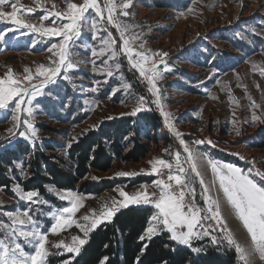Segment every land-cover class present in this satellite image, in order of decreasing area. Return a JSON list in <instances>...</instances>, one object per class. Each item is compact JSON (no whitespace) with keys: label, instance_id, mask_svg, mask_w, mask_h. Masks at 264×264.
<instances>
[{"label":"rangeland","instance_id":"374dc122","mask_svg":"<svg viewBox=\"0 0 264 264\" xmlns=\"http://www.w3.org/2000/svg\"><path fill=\"white\" fill-rule=\"evenodd\" d=\"M102 1L103 18L96 14L95 9L84 13V22H88L89 26L80 30V36L84 37L83 30L89 29L90 48L81 38L76 39L75 44H70L69 59L74 62V67L61 70V73L68 77L67 81L60 73L55 77V83L48 82L43 92L46 93L45 89L49 87L50 97H45L44 94L36 96L39 98L38 102H35L38 99L36 97L32 100L34 107L32 116H28L24 110L27 105H22L20 113L12 111L10 114L17 115L18 120L10 118L3 127L0 119V148L14 147L19 141L29 143L32 147L50 145L54 149L45 150L47 155L54 157V161H57V158L66 161L65 169L73 174L76 165L67 158L66 153L80 136L112 120L136 117L153 111L158 116L157 122L150 127L143 126L142 135L138 137L140 144L148 147V153L138 162L125 161L124 156L135 150L136 143L132 140L122 155L115 157L113 168L108 173L96 176L97 179L103 178L120 183L117 187L96 196L72 191L82 197V206L73 216L75 223L58 233L49 231L55 221L48 213L70 206L67 200L59 198L63 190L48 188L49 196L56 201L50 202L51 200L45 198L42 200L45 203L40 208L35 206L40 204H32L19 198L15 189L21 187L15 176H11L15 182L11 189L13 196H9L0 188V238H9L8 228L3 227L11 225L12 218L8 214L15 216L28 210L29 215L39 221V230L48 233L45 244L48 255L45 264H51L50 260L54 257L64 259L72 254L77 257L85 244L80 246L78 255L67 252L64 247L57 248L54 245L63 241L71 246L73 237L85 239L87 242L89 235L101 224L111 221L116 213L131 206H144L142 203L132 202L126 207L118 204V210L110 219L100 223L85 236L76 224L89 223L90 221H84L83 217L89 215L90 219L95 218L92 215L93 210L98 215L103 212L105 206H112L113 201L122 202L124 198L120 196V191L130 196L141 191L159 195L160 188L156 186L155 181L161 179L162 175H168L169 169L160 167L159 175L152 174V162L160 159L171 163L173 165L171 171L175 174L176 153L179 152L180 164L187 171V182L194 186L195 191H202L206 197L211 195L219 200L227 229L242 247L251 251L253 245L250 235L227 204L219 188L218 178L208 161L230 164L225 162L230 158L240 162L241 167L233 166L241 169L257 184L264 185V179L257 174L264 173V148L252 146L260 143L264 136V74H262L264 0H111L115 5L112 13L114 19L128 26L123 39L129 40L134 51L150 58L145 67H150L152 63L158 67L160 78L155 81L156 88L159 89L158 94H154L149 80L131 66L123 52L120 31L107 22L106 5L109 0ZM124 2H130L131 6L127 9L122 8L121 4ZM61 3L65 5L61 10L64 12L67 10V3L64 0H61ZM156 3L170 6L158 7ZM80 4L83 3L77 5ZM124 11L129 15L123 16L121 13ZM140 19L143 20L142 24ZM134 20L138 22H133ZM145 20L148 23H145ZM144 29L160 35L157 34L154 39L148 41L133 32ZM109 33L115 40L114 48L117 55L113 58L111 51H105L93 57L92 50L100 53L102 48H107L101 40L108 39ZM257 37L261 39L257 41ZM57 51L52 50L50 61L48 57L42 59L46 63L32 58L30 60L28 56H16L15 58L18 57L16 60L14 57L8 58L3 66L7 67L6 70L13 69V78L19 79L22 86L29 85L25 79L29 74L33 76L31 83L37 84L34 83L36 79L34 69L39 65L54 67L53 61L59 59L55 55ZM160 53L167 55H158ZM5 58L6 56L3 59ZM105 61L113 72L110 77L107 76L106 70L103 73L95 70ZM124 63L130 69L128 72L122 67ZM116 64L120 65L118 69L115 67ZM26 69L31 72H27ZM127 73L138 79V85L146 93L145 96H141L133 88L126 76ZM254 115L259 119L254 120ZM26 119L32 123L36 131L33 140H25L20 135L27 130L23 123ZM176 133L180 135L177 136ZM133 138L136 136L133 135ZM209 140L211 144L207 142ZM185 145L195 157L197 171L204 181L203 185L200 183V177L191 170V161L187 159ZM122 172L134 175H119ZM20 173L23 177L26 176L25 170ZM142 179L150 181L134 185L135 181ZM88 180L92 179L88 177L86 181ZM205 187L209 189L208 193H204ZM147 207L152 208L153 214L157 212L152 204ZM24 227L28 228L31 225L26 224ZM160 227L163 228L162 225ZM225 235L226 233L220 237L223 238ZM17 242L23 246L26 253L34 251L32 245L26 243L23 237L17 236ZM223 247L226 253L235 254L237 264H243L235 248L226 240H223ZM73 259L68 258L58 264H64L66 261L69 263ZM251 264H264V260L254 255Z\"/></svg>","mask_w":264,"mask_h":264},{"label":"snow or ice","instance_id":"6c2138e0","mask_svg":"<svg viewBox=\"0 0 264 264\" xmlns=\"http://www.w3.org/2000/svg\"><path fill=\"white\" fill-rule=\"evenodd\" d=\"M5 5L11 8L10 12L4 10ZM106 6L108 8L107 22L120 31L123 40V52L127 55L131 66L136 68L141 76H144L149 80L154 94H158L159 89L156 88L155 81L160 78V72L157 71V65L152 63L150 67H145L150 58L141 52L134 51L129 44V40L123 39L124 33L128 31V26L122 25L118 20L114 19L112 13L115 5L111 3V0H109L108 5ZM130 6V2H124L121 4V7L124 9H127ZM90 8L95 9L96 14L103 18V12L97 0H85V3L80 5L69 2L66 11L48 12V14L42 17L44 20H48L49 16L55 17L56 19L52 21V26L44 27L41 25L38 27L34 24L27 23L20 18L19 14L21 13V9L17 3L11 2V0H0V21H7L14 26L0 31V41H4L7 34L14 31L15 28H23L32 32H38L41 36L61 38L60 42L53 43L51 47L48 48V51L50 52L53 49L58 50L55 55L58 56L59 59L58 61H53L55 66L45 67L44 65H40L36 69V76L44 77V80L39 85L31 83L33 80L31 74L25 77L29 82V85L25 86H22V82L19 79L13 78L11 72L7 74L6 78H0V110L8 109L9 103L15 100L16 102L12 106L10 112L14 111L15 113H20L22 110L21 106L27 105L24 110L27 112L28 116L33 115L34 107L32 105V100L38 95L45 94L43 88L48 82L55 83V77L61 73L62 69H72L74 67V62L69 59V46L70 44H75L76 39L79 38L80 29L83 26L81 21L84 20V13ZM32 11L33 10L30 8L27 9L28 13H31ZM121 14L123 16L129 15L127 11H124ZM56 20H66L67 23L57 24ZM93 27H95L94 24ZM108 36V39L101 40V43L106 45L107 48H102L100 53L96 50H92L91 55L93 57H97L105 51H111L113 58L117 55L114 48L115 40L111 37V33H109ZM135 38L136 37L134 36L133 39ZM158 55L164 56L167 54L160 53ZM133 56L139 57V60L133 61ZM93 64L95 66V61H93ZM115 67L118 69L120 65L116 64ZM165 69H167L166 65ZM95 70L101 73L106 70L107 76L109 77L113 75L107 61H105L99 68H95ZM26 71L29 73L31 72V70L28 69H26ZM63 78L68 79L67 76H64ZM10 118L13 120L19 119L17 115H10ZM253 119H259V117L254 115ZM23 123L27 126V130L21 132L20 135L25 140H33V138L36 137V131L33 128L32 123L27 119L24 120ZM169 128L171 130V124H169ZM176 135L179 136L180 134L176 133ZM204 142L205 141H198V143ZM207 142L209 144L212 143L210 140ZM181 143L183 144V141H181ZM184 147L185 151L188 152L187 159L191 161V170L195 172L197 177H200V173L197 171L194 155L187 149V145ZM176 161L177 172L175 174L171 171L173 168L171 163L160 159L152 162V174L159 175L160 167L169 169L167 175L168 182H165L163 178L155 181L156 186L160 188L159 195L156 193L149 194L146 191H141L130 196L128 193L120 191V196L124 198L122 202L113 201L112 206H105L103 212L98 215L95 210H93L92 215L95 218L90 219L89 215H85L83 220L90 222L86 224L77 223L76 226L84 232L85 236H87L90 230L114 215L118 210V204L126 207L129 202L137 204L151 203L157 212L150 217V220L156 221L157 223L150 224L147 227L146 234L149 238H151V236L154 235L162 225L163 228L170 233V239L179 245L186 246L193 254H199L202 252V248L193 246L192 241L194 239L199 240L203 239L205 236H209L212 244H220L221 240L212 235V232L220 231L226 233L222 239L226 240L229 245H232L235 248L239 259L243 264H251V258L254 255H258L260 259L264 260V185L257 184L252 178L244 174L241 169L230 164H219L212 160L208 161L214 175L218 178L219 188L222 190L227 204L231 207L239 220L242 221L250 235L253 247L251 251H248L234 239L230 230L227 229L226 221L221 214L220 202L217 198L207 195L206 209L198 206L195 203L194 197L187 200L185 199V189H189V192H194V189L190 188L186 183V176L182 175L186 170L180 164L179 152L176 153ZM257 174L264 179V173L258 172ZM119 175L125 176L134 174L122 172L119 173ZM173 181L174 184L170 183ZM200 183L201 185L204 184L202 177H200ZM15 191L21 200H25L32 204L45 203L38 199L39 193L36 190L23 191L17 187ZM208 192L209 189L205 187L204 193ZM153 197H155V199H153ZM59 198L61 200H67L70 206L62 207L57 212L48 213V215L52 216L55 221L49 229L51 233H58L75 223L73 216L82 206V197L72 191L63 190V192L59 194ZM204 212L208 214H202ZM8 215L12 218L11 225H3V227L8 228L9 238H0V264H45V258L48 255L45 248L48 233L39 230V221L33 219V217L29 215L28 210L17 213L15 216L11 213ZM207 221H215V225L207 224ZM26 224L31 225V227H24ZM209 229H211V231ZM17 236L23 237L26 243L32 245L34 251L26 253L23 246L17 242ZM140 239L143 240L144 236H141ZM85 243V239L73 237L71 246L65 244L63 241L54 246L57 248L64 247L67 252L78 255L80 246ZM64 264H68V262L66 261Z\"/></svg>","mask_w":264,"mask_h":264},{"label":"trees","instance_id":"16d2710c","mask_svg":"<svg viewBox=\"0 0 264 264\" xmlns=\"http://www.w3.org/2000/svg\"><path fill=\"white\" fill-rule=\"evenodd\" d=\"M156 6L167 7L170 4L156 3ZM258 39L261 37H257ZM122 67L127 72L130 70L125 63ZM126 76L133 88L141 96H145L146 93L138 85V79L129 73ZM64 80L67 81V79ZM54 85L51 84V86ZM48 90L49 87L45 89V97H50L48 93L50 90ZM38 100L39 98L35 102ZM13 105L14 103L10 104L8 109L0 110L2 123L7 118L10 119V110ZM157 118L158 116L152 111L136 117L115 119L96 130L86 132L71 145L66 153L67 158L76 165L73 174L65 169L66 161L59 158L54 161V157L47 155V150L54 149L50 145L41 148L32 147L29 143L19 141L14 147L0 148V188L9 196H13L11 189L15 182L11 176H15L23 191H38V199L41 201L45 198L51 200L50 202L56 201L49 196L48 188L78 191L93 196L109 192L120 183L103 178L97 179L96 176L100 173H108L113 168L115 157L121 156L132 140L136 143L135 150L124 156V160L138 162L144 159L148 153V147L140 144L138 137L142 135V127H150L157 122ZM133 135L136 138H133ZM252 146L264 148V136L260 143ZM225 162L241 167L240 162L230 158ZM23 170L26 171L24 177L20 173ZM88 177L92 180L86 181ZM148 181L150 179L138 180L134 182V185ZM42 204L35 206L42 208ZM152 215V208L139 205L116 213L111 221L101 224L89 235L79 256L69 255V259H74L68 264H237L234 253L217 254L208 245V256L200 253L193 254L189 248H183L170 239L169 232L162 229L149 238L146 229L152 224L150 220ZM141 236H144L143 240L140 239ZM68 258L54 257L50 261L51 264H58Z\"/></svg>","mask_w":264,"mask_h":264},{"label":"crops","instance_id":"0c3cea01","mask_svg":"<svg viewBox=\"0 0 264 264\" xmlns=\"http://www.w3.org/2000/svg\"><path fill=\"white\" fill-rule=\"evenodd\" d=\"M69 1L70 0H64V2L67 4L69 3ZM11 2L17 3L18 6L20 7V9H21V13L19 14L20 18L25 20L27 23L34 24L38 27L41 25L44 27L52 26V21L56 19L55 17L49 16L48 20H44V19H42V17L44 15L48 14V12H56V11L61 12L62 6L64 5L61 3V0H47V3H46V0H11ZM97 2L100 5L102 12H103V8H102L103 1L97 0ZM72 3H76V4L85 3V0H73ZM64 7H65V5H64ZM29 8L33 10L31 13L27 12V9H29ZM4 10L10 12L11 8L8 7L7 5H5ZM89 10L92 11L93 9L90 8ZM104 13L107 14L105 11H104ZM137 20H134L133 22H138ZM142 21L143 20L140 21L141 24H142ZM144 22L148 23L147 20H145ZM56 23L57 24L67 23V21L66 20L65 21L56 20ZM81 23L83 25L81 27V29L83 27L89 26V23L88 22L85 23L84 20L81 21ZM9 27H14V26L11 25L7 21H0V31L6 30ZM83 32L85 33V35H83L84 37L79 36V38H81L87 44L88 48H90L89 35L91 33L89 32V29H85V30H83ZM133 32L140 35L142 38L147 39L148 41L152 40V38L154 36H157V34H159V33L146 31V29L140 30L138 32H136V31H133ZM60 39L61 38H59V37L41 36L38 32H32L28 29L15 28L14 31L9 32L7 34L4 41H0V78H6L7 73H9V72H11V74H14L13 69L6 70L7 67L4 68V66H3V64H5V61L8 60V58H11V57L15 58L16 56H18V57L28 56L30 60H32V59L42 60V59H45V57H48V61H50L52 51L51 52L48 51V48L51 47V45L53 43H57ZM258 40H260V39H258ZM116 43H118V42H116ZM151 44H154V43L151 42ZM118 50H120V47H118ZM257 53H261V52H257ZM4 56H6L5 59H3ZM17 58H15V60ZM43 62L46 63V61H43ZM157 70H158V67H157ZM33 74H34V77H36V79H34V83L36 82L38 84L44 80V78L36 76V69H34ZM61 75H64V74L61 73ZM49 85H51V84H49ZM36 98H38V97H36ZM17 99H19V98H17ZM25 99H27V98H25ZM15 102L16 101L13 100L9 103V105L12 103L15 104ZM9 121H10V119L7 118L6 121H3V123H1V125L8 123ZM5 126H7V124ZM3 127H4V125H3ZM152 224H156V223H154V221H152ZM161 229L165 230L164 228L160 227V229H158L155 234L159 233L161 231ZM165 231H167V230H165ZM180 246L182 247L183 245H180Z\"/></svg>","mask_w":264,"mask_h":264},{"label":"built area","instance_id":"2783aa9c","mask_svg":"<svg viewBox=\"0 0 264 264\" xmlns=\"http://www.w3.org/2000/svg\"><path fill=\"white\" fill-rule=\"evenodd\" d=\"M136 60H139V57L133 56V61H136ZM181 166L184 168L183 165H181ZM182 175L186 176L187 175V171L184 174H182ZM162 178L165 180V182H168L167 181V175H162ZM170 183L174 184V181L170 182ZM186 183L190 186L191 189H194V186L187 182V178H186ZM185 192H186V196H185L186 200L187 199H191L192 197H194L195 203L198 206H200L201 208H204V209L207 208L206 196H205V194H202V191H198L197 192V191L194 190V192H189V189H185ZM148 204H151V203H148ZM202 214L206 215L208 213L204 212ZM206 223L207 224H211V225H215V221H207ZM209 230L211 231V229H209ZM222 234H225V233L224 232H220V231L212 232L213 236H216L219 240H221L220 244H215V245L212 244L211 241H210V237L209 236H205V237H203V239H199V240L194 239L192 241L193 246L202 248V252L200 254H203L205 252H209L208 246H210V248L213 251L217 252V253H224L225 249L223 247V239L220 237Z\"/></svg>","mask_w":264,"mask_h":264},{"label":"bare ground","instance_id":"6f19581e","mask_svg":"<svg viewBox=\"0 0 264 264\" xmlns=\"http://www.w3.org/2000/svg\"><path fill=\"white\" fill-rule=\"evenodd\" d=\"M175 167V166H174ZM151 204H144V206H150ZM218 254V253H217ZM203 256H208L209 255V252H205L203 254H201ZM222 255V254H221Z\"/></svg>","mask_w":264,"mask_h":264}]
</instances>
